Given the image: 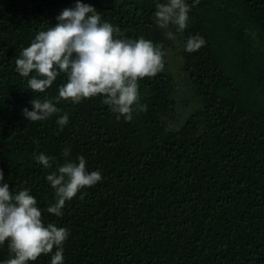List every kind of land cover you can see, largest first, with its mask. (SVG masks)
<instances>
[{
    "label": "trees",
    "instance_id": "obj_1",
    "mask_svg": "<svg viewBox=\"0 0 264 264\" xmlns=\"http://www.w3.org/2000/svg\"><path fill=\"white\" fill-rule=\"evenodd\" d=\"M221 1L216 21L189 12L181 34L160 28L136 0H81L125 38L162 44L178 63L170 70L164 60L163 71L138 81L146 110L134 105L130 122L102 96L60 100L58 113L30 122L22 110L58 96L66 76L34 93L15 59L76 0H0V186L30 189L45 225L69 230L63 264H264V0ZM196 35L205 44L189 53L186 40ZM179 73L196 104L183 121L172 97ZM65 148L102 179L57 217L47 212L55 200L46 176L64 163ZM41 152L55 158L51 168L33 158ZM54 252L28 264H51ZM9 258L6 241L0 264Z\"/></svg>",
    "mask_w": 264,
    "mask_h": 264
},
{
    "label": "clouds",
    "instance_id": "obj_2",
    "mask_svg": "<svg viewBox=\"0 0 264 264\" xmlns=\"http://www.w3.org/2000/svg\"><path fill=\"white\" fill-rule=\"evenodd\" d=\"M199 0H194L193 6ZM154 13L160 28L169 24L177 26V32L183 33L187 27L190 6L185 0H167L157 3ZM55 26L39 31L30 46L23 48L15 59V70L28 78V89L34 93H45L57 77L63 73L66 83L58 88V96L43 99L38 97L30 101L32 110H22L23 116L30 122L43 121L59 112L56 104L60 100L79 104L84 99L103 97V104L117 114L116 119H133L134 105H139L138 81L145 77H154L164 69L163 45H154L143 37L128 39L119 27L101 22V15L94 7L76 0L73 8L63 9L56 17ZM168 37L174 39L173 33ZM205 44L203 37L189 36L185 50L189 53L199 50ZM35 73V75H31ZM55 101V103L53 102ZM69 116H59L56 123L61 130L68 124ZM34 143H38L34 141ZM71 149L65 148L62 155L65 161L56 165V170L46 176V182L54 190L55 203L47 212L57 217L63 215L66 201L80 194L84 199L86 192L101 181L99 170L87 171L86 159L79 155L76 160L67 159ZM33 158L44 168H51L55 158L44 153H33ZM5 180L0 170V182ZM30 189L10 191L8 183L0 186V245L8 241L10 258L3 264H28L36 261L42 254L55 252L51 264H63V244L70 232L54 223L42 221V212Z\"/></svg>",
    "mask_w": 264,
    "mask_h": 264
},
{
    "label": "rangeland",
    "instance_id": "obj_3",
    "mask_svg": "<svg viewBox=\"0 0 264 264\" xmlns=\"http://www.w3.org/2000/svg\"><path fill=\"white\" fill-rule=\"evenodd\" d=\"M139 5L144 8L145 10L149 11L154 15L156 11L155 5L157 3H166L167 0H136ZM185 2L190 6V13L193 15H201L206 19L216 21L217 14H216V7L217 5L221 4V0H199L198 5L193 6L194 0H185ZM258 41V39H257ZM168 65L169 69L171 70V63L174 62L178 63V59L175 57V52L166 53L164 59ZM176 67L173 66V73L175 74ZM178 80L176 79V86L172 92V97L176 100V107H175V117H177L180 121H183L185 116H187L195 107V102L191 98L190 92L185 86V82L183 83V77L179 73L176 75ZM168 127V125H167ZM170 128H175L174 126H170Z\"/></svg>",
    "mask_w": 264,
    "mask_h": 264
}]
</instances>
